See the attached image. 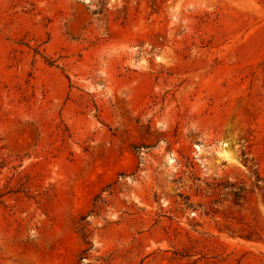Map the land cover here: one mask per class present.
I'll list each match as a JSON object with an SVG mask.
<instances>
[{"label": "rangeland", "instance_id": "rangeland-1", "mask_svg": "<svg viewBox=\"0 0 264 264\" xmlns=\"http://www.w3.org/2000/svg\"><path fill=\"white\" fill-rule=\"evenodd\" d=\"M0 264H264V0H0Z\"/></svg>", "mask_w": 264, "mask_h": 264}]
</instances>
